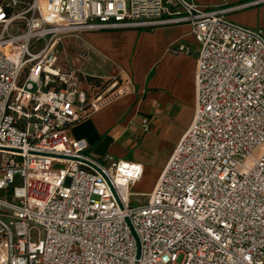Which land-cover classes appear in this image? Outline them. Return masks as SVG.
<instances>
[{"label":"built area","instance_id":"2783aa9c","mask_svg":"<svg viewBox=\"0 0 264 264\" xmlns=\"http://www.w3.org/2000/svg\"><path fill=\"white\" fill-rule=\"evenodd\" d=\"M256 2L0 0V264H264V29L227 17ZM179 24L198 44L195 116L132 204L142 166L70 135L126 89L83 88L60 50L77 39L85 60V33Z\"/></svg>","mask_w":264,"mask_h":264},{"label":"crops","instance_id":"0c3cea01","mask_svg":"<svg viewBox=\"0 0 264 264\" xmlns=\"http://www.w3.org/2000/svg\"><path fill=\"white\" fill-rule=\"evenodd\" d=\"M251 1L258 2L230 11L227 17L264 29V0H196L204 7ZM67 41L77 49L67 61L73 68L107 83L108 92L126 89L99 110L88 108L83 119L71 127L70 135L85 139L89 145L86 153L93 157L112 154L141 165L142 176L132 186L136 188L132 193L150 195L195 116L198 44L190 25L88 32L84 34L85 60L78 57L81 41ZM88 87L84 82L83 88ZM144 118L151 120L148 130L142 127Z\"/></svg>","mask_w":264,"mask_h":264},{"label":"rangeland","instance_id":"374dc122","mask_svg":"<svg viewBox=\"0 0 264 264\" xmlns=\"http://www.w3.org/2000/svg\"><path fill=\"white\" fill-rule=\"evenodd\" d=\"M67 41V40H66ZM64 42V44L62 45V49L60 50V58H59V63H61V64H63V63H65V62H67L68 61V59H69V57H71V56H73L75 53H77V49H75V48H72V44H71V42H68V43H70V44H68L69 46H71V47H68L67 46V42ZM64 46V47H63ZM72 66V65H71ZM261 151H262V149H258L256 152H255V155L256 156H258V155H260V153H261ZM132 189H136L135 187H132ZM138 189H144V187H141V188H139L138 187ZM148 198H149V195H146V194H135V193H133L132 194V196H131V203L132 204H141V203H144V202H146L147 200H148ZM38 230H33L32 231V235H33V237H36L37 236V234H38V232H37Z\"/></svg>","mask_w":264,"mask_h":264},{"label":"trees","instance_id":"16d2710c","mask_svg":"<svg viewBox=\"0 0 264 264\" xmlns=\"http://www.w3.org/2000/svg\"><path fill=\"white\" fill-rule=\"evenodd\" d=\"M85 81L89 84V86L92 90H94L95 93H98L107 87V83H103L91 77H86Z\"/></svg>","mask_w":264,"mask_h":264},{"label":"bare ground","instance_id":"6f19581e","mask_svg":"<svg viewBox=\"0 0 264 264\" xmlns=\"http://www.w3.org/2000/svg\"><path fill=\"white\" fill-rule=\"evenodd\" d=\"M151 193H152V192H151ZM151 193H150V194H151ZM131 194H133V193H132V190H131Z\"/></svg>","mask_w":264,"mask_h":264}]
</instances>
